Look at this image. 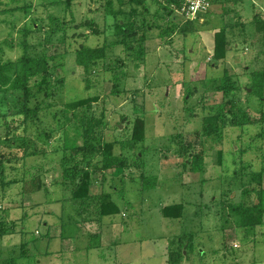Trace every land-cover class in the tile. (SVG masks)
<instances>
[{"label":"rangeland","instance_id":"rangeland-1","mask_svg":"<svg viewBox=\"0 0 264 264\" xmlns=\"http://www.w3.org/2000/svg\"><path fill=\"white\" fill-rule=\"evenodd\" d=\"M43 1L0 0V61H17L26 41L35 52L48 48L55 54L65 76L43 119L28 133L20 130L44 147L38 155L18 158L22 150L9 146L17 135L6 138L0 126V150L15 152L3 174L0 165V259L168 264L171 239L194 232V248L181 264H264V224L249 232L223 230L230 204L251 205L257 199L251 172L233 176L235 169L248 164L264 169V90L261 97L253 91L254 73L264 69V35L255 30L254 15L264 11V3L213 0L191 26L179 17L175 24L160 17L153 0L145 2L148 9L135 2L121 7L118 0H74L73 21L63 5L46 8ZM27 4H32L29 12ZM56 19L68 25L54 34ZM120 19L138 33L127 42L135 48L142 43L140 57L123 42L124 32H117ZM222 29L227 51L220 59L215 37ZM82 44L107 47L106 57L89 71L76 63ZM19 69L17 64L14 76ZM226 75L238 87L228 98L217 89ZM15 94L0 92V112L17 109ZM84 98L78 115L84 123L104 116L94 132L98 150L112 146L125 166L103 169L94 166L102 154L83 157L87 137L76 135L79 117L65 103ZM232 104L234 112L226 109L220 133L204 134L208 113ZM239 107L256 123L239 125ZM73 143L82 151L73 150ZM233 148L243 150L237 153L239 165ZM63 164L77 168V183L64 180ZM147 176L156 179L155 188L142 189ZM31 180L36 190L26 192ZM261 184L264 190V173ZM106 204L117 206L116 212L102 216Z\"/></svg>","mask_w":264,"mask_h":264},{"label":"trees","instance_id":"trees-1","mask_svg":"<svg viewBox=\"0 0 264 264\" xmlns=\"http://www.w3.org/2000/svg\"><path fill=\"white\" fill-rule=\"evenodd\" d=\"M146 1L147 0H118V3L121 7H124L131 2H135L138 5L144 4L145 9H148V6L145 4ZM153 2L158 7L160 17H166L168 21L171 20V23H176L178 17L173 15L174 8H172L169 3H164L160 0H153ZM261 2L264 3V0H261ZM73 3L74 0H47L46 2L43 1L40 5H43L46 8H48L50 5H63V9L69 11L72 14L73 21ZM110 3L112 4L113 2ZM31 8L32 4H27V8H25V10L28 11ZM110 13L117 15L118 12L114 10ZM52 16L55 17L54 14L49 15V17ZM180 20L182 23L184 22L191 24V26L194 22L199 21V19L194 21H184L183 19ZM254 21L255 30L259 33H263L264 35V11L255 13ZM52 22L54 24L52 23L53 27L51 29L52 33L54 34L58 32V30L63 29L64 26L68 25V22L65 20L60 22L59 19H56ZM89 23L90 20H86L84 22V24ZM35 24H33V26H36ZM238 24H241L242 28L244 29V22L239 21ZM115 25L117 32H124L123 42H125L130 49H134L137 57H140V54L143 52L142 43L140 44L139 48H135L134 46H131L129 42H127L128 37L134 35L136 36L138 33L134 31L132 26L128 25L123 19H120ZM25 32L28 31L26 30ZM144 35L145 34H141L140 38H143ZM215 40L216 57L220 59L224 58L227 51L226 30H220V32L216 34ZM48 41H50V38H48ZM21 44L24 47V53L17 61H6L4 63L0 61V92L10 89L16 93V98L18 97L16 103L18 106L15 111H11L10 113H6V111L0 112V126L6 128V138L13 137L15 134L17 135L15 137L17 140L14 141V144H10L9 146L11 148L14 147L21 149L22 154L20 156L17 154V157L26 159L28 157L38 155L39 152L44 150V147H39L38 143L35 141L32 142V136L25 138V136H21V134L24 132L28 133L29 128L35 121L40 122L43 119L42 115L46 114L44 111L52 107L51 101L58 95L61 87H63L65 83V76H60V62L57 60V56L55 54H50L48 52V48L46 52L39 53L38 51L35 52V49L33 48L30 49L26 41H22ZM106 55L107 47L105 45L92 47L82 44L80 48L76 50V63L77 65L83 67L85 71H89L92 67L96 66L100 60L104 59ZM17 64L20 65V72L14 76L13 71L17 69ZM253 81V91L261 97L264 90V69L254 73ZM237 88L238 87L234 80H232L228 75L221 79V82L217 87L218 90L224 92L226 98H228L231 94L233 95ZM86 102L87 100L84 98L68 101L65 103L66 109L74 112L75 115L79 117V121L75 123L76 135H80L84 138L87 137V139H85L84 145L85 152L82 151L80 146H76L74 143L72 144L73 150L79 152L82 151L83 157L87 158L88 160L99 153L102 154L103 158L96 160L94 163L95 167L109 169L117 166H125L126 161L121 156L114 154L112 146L98 150V146L100 145L98 143L99 137L94 132L97 125L103 124L104 116L91 119L87 118V122L84 123L85 118L78 115L80 109L86 104ZM227 103H231L230 100H228ZM224 105L208 113L207 117L204 119V134L211 135L217 132L220 133L221 125L226 120L227 113L229 111L234 112L233 104L232 108H228ZM226 109L229 111L226 112ZM238 110L241 112L239 125L256 123V118L251 116L247 110H244L242 107H239ZM53 112L54 116H57L58 111L55 110ZM20 130L22 133H20ZM47 131L48 130H46L45 133ZM31 143H33V147L31 146ZM231 152L234 154V163L239 165L240 161L236 159L237 153L242 154L243 150L238 151V149L233 148ZM93 154L94 156H92ZM9 155H15L13 149H11L9 153H6L3 151V149L0 150V165L3 167L1 172L2 174L5 173L4 169L6 163L12 160ZM199 159L200 154L195 157L193 167L196 168L195 164H197ZM187 165H189V163L185 161L184 166ZM238 167L235 169L233 176L245 174V172L250 171L251 181L257 183V199L251 205H243L240 203L230 204L228 211L225 209L223 230L226 231L227 229L241 228L249 232L264 224V190L261 186L264 169L255 171L253 170L251 164L245 165V170H242L241 167L238 169ZM63 178L66 182L74 181L77 183L79 178L77 174V168L63 164ZM25 182L27 183L28 180ZM3 183L5 182L3 181ZM34 183L35 180H31V184H27L24 190L26 192L36 190ZM84 185L88 186V183L84 182ZM38 186H42L41 181H39ZM155 187V178L149 176L144 178L142 189ZM116 210L117 206H114L113 204H106L104 207H102L100 214L102 216L113 214L116 212ZM195 240L196 235L194 232H185L172 238L170 245L168 246L170 250L168 252L167 263L181 264L184 258H186L189 252L194 248ZM15 263L16 259L14 257L0 259V264Z\"/></svg>","mask_w":264,"mask_h":264},{"label":"built area","instance_id":"built-area-1","mask_svg":"<svg viewBox=\"0 0 264 264\" xmlns=\"http://www.w3.org/2000/svg\"><path fill=\"white\" fill-rule=\"evenodd\" d=\"M174 8L173 14L184 21L200 19L201 13L207 12L213 0H160ZM202 19V18H201Z\"/></svg>","mask_w":264,"mask_h":264}]
</instances>
